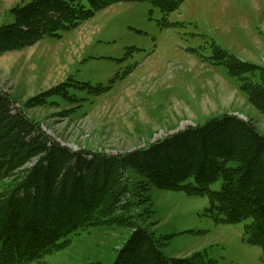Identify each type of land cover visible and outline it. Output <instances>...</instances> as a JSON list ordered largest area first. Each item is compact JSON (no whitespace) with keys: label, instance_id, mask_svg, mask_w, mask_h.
<instances>
[{"label":"rangeland","instance_id":"374dc122","mask_svg":"<svg viewBox=\"0 0 264 264\" xmlns=\"http://www.w3.org/2000/svg\"><path fill=\"white\" fill-rule=\"evenodd\" d=\"M26 2L0 0V24L14 21L9 9ZM58 32L1 54L0 90L72 150L125 154L221 113L250 120L264 134V114L220 59L226 52L259 66L245 80L264 77V0H183L166 20L148 0L118 2ZM63 82L67 98L39 102ZM130 174L141 202L125 215L138 221L141 212L138 222L165 243L166 256L200 251L215 264H264L262 245L245 232L248 220L223 222L206 196L147 188ZM129 233L116 223L90 226L28 264H111Z\"/></svg>","mask_w":264,"mask_h":264},{"label":"trees","instance_id":"16d2710c","mask_svg":"<svg viewBox=\"0 0 264 264\" xmlns=\"http://www.w3.org/2000/svg\"><path fill=\"white\" fill-rule=\"evenodd\" d=\"M143 0H27L9 11L14 21L0 24V55L20 50L44 35L76 28L96 12L118 2ZM164 19L183 0H148ZM227 57V59H225ZM227 73L255 109L264 114V77L242 74L259 66L222 52ZM220 62V61H219ZM263 72V71H262ZM254 77V76H253ZM63 82L41 94L64 99ZM130 171L149 186L183 190L208 198L217 219L245 223L249 240L264 252V134L250 120L221 113L189 125L125 154L72 150L43 131L16 99L0 90V264H28L64 246L70 236L108 223L130 233L112 264H215L200 251L168 257L149 226L125 213L141 202ZM219 182L217 189L212 185ZM144 187L143 189H145ZM154 213L148 210L149 216ZM152 224H155L152 222Z\"/></svg>","mask_w":264,"mask_h":264}]
</instances>
